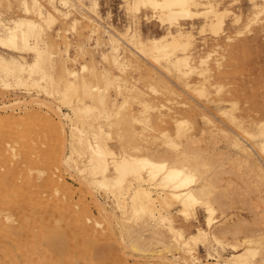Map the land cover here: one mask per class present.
Returning <instances> with one entry per match:
<instances>
[{
    "label": "bare ground",
    "instance_id": "obj_1",
    "mask_svg": "<svg viewBox=\"0 0 264 264\" xmlns=\"http://www.w3.org/2000/svg\"><path fill=\"white\" fill-rule=\"evenodd\" d=\"M247 1L244 28L264 30V0ZM236 2L121 0L118 30L101 21L99 0H0V264H103L94 247L102 239L115 244L110 264H264V207L250 206L262 227L244 217L216 224L226 211L216 183L228 169L243 167L264 186V95L261 114L243 116L223 83L234 73L225 17L240 22ZM140 13L158 35L142 34ZM196 20L200 40L214 42L205 53L195 47ZM90 39L106 45L98 61ZM171 83L181 89L167 98L173 106L156 103L149 92L175 93ZM173 207L184 223L200 208L203 224L185 234Z\"/></svg>",
    "mask_w": 264,
    "mask_h": 264
},
{
    "label": "rangeland",
    "instance_id": "obj_2",
    "mask_svg": "<svg viewBox=\"0 0 264 264\" xmlns=\"http://www.w3.org/2000/svg\"><path fill=\"white\" fill-rule=\"evenodd\" d=\"M99 4L101 5L99 8V14L103 18V20L101 19V21H104V22L109 21L110 23H112V25L116 29L121 30L123 25L126 23V17H125V14L123 12L121 0H99ZM231 10L233 12H236V13H241L242 18L237 25H230L231 14H229L225 17V26L227 28V31L231 35H233V39L230 41V44L233 45V51L229 54L228 53L226 54V58H225L226 62L225 61L224 62H225V64H229L230 69L234 68L233 69L234 73H232L233 77H232V75L227 74L228 76L224 79L223 83L226 85V88L230 89L235 94L234 98L237 100V109L235 110V112L238 114H241L243 116L249 115L250 118H255V117L259 116L262 112L261 111V97L264 95V30H262V31L258 30L257 25H250V26L244 28L245 22L247 21V14H249L252 11L247 0H238V2L233 4V6H231ZM107 13L109 15L108 18H106ZM17 14H19V11L14 10V11L10 12V14H6V16H12L13 17ZM262 15L264 16V12L262 13ZM139 16H140L139 17V25H140L139 28H140L143 35H158L161 32V30H160V28H159V26L155 20L149 19L147 21L145 19V16L143 17V14H141V13L139 14ZM199 24H200V20H196L195 29L193 30L195 33V37H196L195 47L201 53H205L207 50H210L213 48L214 42L212 40V36L209 34L204 36V37H206V41L204 43L202 40H200L201 35L196 33V31H197L196 28H198ZM237 31H241L240 35L237 34ZM67 36L71 41L70 56L73 57L76 54L74 44L77 41L78 35L76 33L70 32L69 34H67ZM88 43L90 44L91 53L94 52L93 57H94L95 61H98L99 52L101 50H103L106 45H103V46H100L97 48H92L91 46L94 45L93 40L92 39L88 40ZM227 55H228V57H227ZM213 57L209 60V63L213 62ZM86 60L88 61L89 58H87ZM78 61H81V58H79ZM126 74H127L126 76L128 78L138 77L136 73L131 72V71H128ZM214 80L215 79H211L210 82H213ZM191 81L193 83L198 82V81H200V77L193 75L191 78ZM228 83H229V85H228ZM137 84L139 86H143L144 81L142 79H140L139 83H137ZM171 84H172V87H173L175 93L171 94V93H168L167 91H162L159 94H152L149 92L150 96L152 98H155L154 101L156 103L161 102V103H164L165 105L173 106V104L171 105V103L167 101V98L168 97L169 98H178V96L176 94H178V92H181V89L178 87V85H176L174 83H171ZM209 88L211 89V91L213 90L212 86H209ZM6 94L8 95V97L10 96L9 98H12L14 96L11 91H7ZM163 94H164V96H163ZM212 95H213V93H212ZM223 107L228 108V107H230V104L229 103H223ZM138 109H139L138 104H136L134 102L131 103L130 111L133 110V112H136ZM63 110L66 111V108H63ZM163 110H165V108H163ZM205 112L213 117V112H215V111H213L211 108H207V109H205ZM185 115L186 114H181L179 116H185ZM194 118H195L196 123H198V125L201 124L199 116H194ZM37 125L38 124H36V126ZM218 144L220 146V149L225 150L223 141L219 140ZM224 161H226V160H224ZM225 164H224V167L226 169H228V167H230V165L227 162ZM60 170L63 173V175H65L64 177L66 178L68 175V171L64 170L62 167ZM229 170H230V173L232 172V174L228 175ZM227 171H228V173H226V175L224 174L223 176L225 177V179H226V177H228V179H227L228 182H227V180L226 181L221 180V181L217 182L218 184L216 183V187L219 191L218 194L222 196L223 200L226 203V211L221 217H219V216L217 217L219 219V221L216 224H221L223 222H230L232 220H237L238 218L243 219V217H244L243 220L245 222H247V224L250 223L248 225L244 224V226L254 228L255 226L254 225L252 226L251 224L254 223L252 220H254V218L256 217L255 216L256 215L255 213H257L256 210H258V207L259 208L264 207V204L262 205L261 201H259V203H261V206H260V204L258 205V200H260L259 196L264 197V193H263L264 186L254 178L253 174L249 173L246 176L245 175V168H243V167H239V168L236 167L234 169H228ZM233 171H235V172H233ZM233 173H236V174H233ZM237 173H239V174L241 173V174L238 175ZM250 174L252 176V177L250 176V179H252V180H251V182H247V184H248L249 188L251 186V190L252 189L255 190L252 192L247 188V186H246L247 184L244 185L243 183H241V182H243L244 178H246L247 181H249L250 180L249 179ZM235 175H236V178L237 177L238 178L240 177L241 179L243 178L241 180V182H240V179L235 178ZM241 175L244 177H241ZM246 179H244V180H246ZM231 180H235L234 181V182H236L235 186H234V182L233 181L231 182ZM244 182H246V181H244ZM256 182H257V185H256ZM225 183L227 185H230V186H227ZM73 184L79 185L78 183H76L74 181H73ZM259 184H261V186L258 187ZM74 185H73V187H74ZM239 185H241V187H239ZM219 186L221 187V189ZM242 187H243V189H242ZM222 188L224 190H222ZM231 188L234 191H232ZM239 188H241L243 191L248 192L249 197H248V194L246 192L243 193V191L240 190ZM227 189L231 190L232 192H229ZM256 189L257 190L259 189V190L257 191ZM237 191L239 194L242 192L244 195L241 193L242 196H240L239 194H238L239 195L238 196ZM228 192H229V194H228ZM233 192H234V194L237 195V197H236V195L233 194ZM230 194H231V197H229ZM255 195H257V196H255ZM98 196L102 200L106 201V197L104 196V194L102 192L99 193ZM244 196H246V197H244ZM250 197H251V199H248ZM232 198H234V199L237 198L236 202H234V199L232 200ZM238 199H240V200H238ZM246 199L248 200V202L253 201V200H255V202L253 201L254 203H251V204L247 202L248 204H250L249 206H247L248 204L247 205L244 204V202L247 201ZM233 202H234V204H233ZM107 203L109 205H111V202L108 199H107ZM229 203H231V204H229ZM231 205H232V207H231ZM251 205H254L255 208H256V205L258 207L256 210L252 211L255 208H254V206H252L253 207V209H252V207H250ZM249 210H250V212H249ZM171 212L173 213V216L175 219V225L177 227H181L184 230L185 234H189L190 232H193L197 225L203 224V213H202V210L200 208L196 209V214L194 215L195 219L192 218L187 223L182 222L179 215L175 211V207L172 208ZM253 215L255 216L254 218L252 217ZM230 217H232V218L230 219ZM251 217L253 219H251ZM254 221H256V223L258 221L260 226L262 225V223L260 222L259 219L255 218ZM256 223H254V224L256 225ZM257 228H258V226H257ZM114 230L118 233V227L116 224H114ZM114 246H115V244L113 242L109 241L108 239H105V240L102 239L95 244V246H94L95 251L101 250V249L104 251L103 255L100 257L103 264H110L111 258L108 254V251L110 248H112ZM221 252L223 255H226L225 251H221ZM196 255H198L201 258V260H204L205 251L201 246H199L198 253ZM98 262H100V261H98ZM153 262L155 263L156 261H153Z\"/></svg>",
    "mask_w": 264,
    "mask_h": 264
}]
</instances>
